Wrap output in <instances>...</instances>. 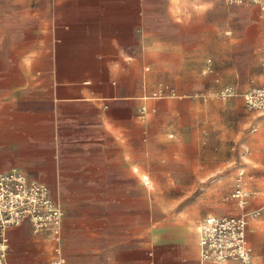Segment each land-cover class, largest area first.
Returning a JSON list of instances; mask_svg holds the SVG:
<instances>
[{"label":"crops","instance_id":"obj_1","mask_svg":"<svg viewBox=\"0 0 264 264\" xmlns=\"http://www.w3.org/2000/svg\"><path fill=\"white\" fill-rule=\"evenodd\" d=\"M263 75L249 0H0V174L64 210L60 243L8 228L7 263L60 248L65 264H239L202 261L199 226L261 210L248 241L264 264V111L243 98ZM226 87L239 94L204 99Z\"/></svg>","mask_w":264,"mask_h":264},{"label":"built area","instance_id":"obj_2","mask_svg":"<svg viewBox=\"0 0 264 264\" xmlns=\"http://www.w3.org/2000/svg\"><path fill=\"white\" fill-rule=\"evenodd\" d=\"M228 1L238 3L243 0ZM249 1L260 7L264 14V0ZM238 94L235 87H226L210 91L204 99L226 100ZM175 95L174 92L169 95L157 93L154 97L166 98ZM243 98L249 111H264V75L261 86L249 90ZM147 113V107H143L140 111V119L145 121ZM243 175L244 173L239 175L231 198L244 209L250 193L243 188ZM260 214L261 210H253L243 211L239 216L232 217L207 216L199 226L202 261H236L239 264H254L253 248L248 241V226ZM27 221L32 224L34 233L47 231L54 236L57 243L61 242L64 210L62 205L53 199L49 187L30 179L18 170L0 174V232L2 235L0 264H8L6 230ZM57 254L54 264H65L66 259L60 248L57 249Z\"/></svg>","mask_w":264,"mask_h":264}]
</instances>
